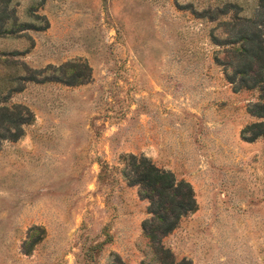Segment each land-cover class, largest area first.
Returning <instances> with one entry per match:
<instances>
[{"label":"rangeland","instance_id":"374dc122","mask_svg":"<svg viewBox=\"0 0 264 264\" xmlns=\"http://www.w3.org/2000/svg\"><path fill=\"white\" fill-rule=\"evenodd\" d=\"M258 3L10 0L0 91L12 78L5 104L32 120L0 142V264H159L129 153L193 190L196 210L159 240L176 262L264 264V135L241 134L258 92L224 65ZM69 63L88 67L82 83L57 79Z\"/></svg>","mask_w":264,"mask_h":264},{"label":"trees","instance_id":"16d2710c","mask_svg":"<svg viewBox=\"0 0 264 264\" xmlns=\"http://www.w3.org/2000/svg\"><path fill=\"white\" fill-rule=\"evenodd\" d=\"M9 2L10 0H0V37L12 32V28L7 26V23L13 20ZM258 6L260 7L258 16L234 20V27L237 26V30L229 42L230 47L226 49L228 60L224 62L226 68L231 70L226 73V77L236 89L258 92V99L252 105L251 113L259 120L241 130L242 136L246 139L264 135V0H259ZM7 61L4 60L6 63ZM65 65L66 67L60 69L70 71V76L57 79L68 85L82 83L81 77L86 75L88 67L83 65L79 69V65L74 63ZM31 72H33L31 76L22 79L35 80L38 72L36 70ZM3 80L9 84L3 86L0 91L1 94L3 89H6V96L0 97V142L4 139H18L23 134V125L32 120V115L25 106L16 103L5 104L8 95L20 88L12 86L13 79L10 77ZM123 159L127 184L138 186L140 195L148 201L151 217L143 222L142 228L151 242L156 243L153 247L157 262L188 264L186 260L176 262L170 250L160 245L159 240L176 227L182 216L196 210L197 204L190 184L177 181L172 172L159 168L145 156L129 153L124 155Z\"/></svg>","mask_w":264,"mask_h":264}]
</instances>
